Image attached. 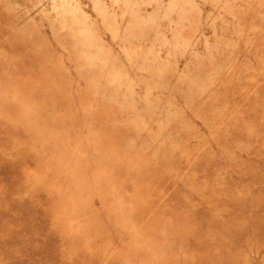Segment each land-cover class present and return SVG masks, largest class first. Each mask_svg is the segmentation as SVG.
<instances>
[{
  "label": "rangeland",
  "instance_id": "1",
  "mask_svg": "<svg viewBox=\"0 0 264 264\" xmlns=\"http://www.w3.org/2000/svg\"><path fill=\"white\" fill-rule=\"evenodd\" d=\"M0 264H264V0H0Z\"/></svg>",
  "mask_w": 264,
  "mask_h": 264
}]
</instances>
